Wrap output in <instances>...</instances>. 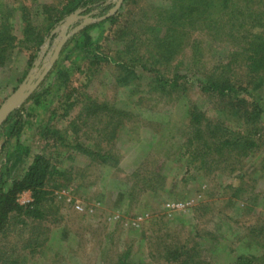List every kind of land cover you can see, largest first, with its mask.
<instances>
[{
    "label": "rangeland",
    "instance_id": "rangeland-1",
    "mask_svg": "<svg viewBox=\"0 0 264 264\" xmlns=\"http://www.w3.org/2000/svg\"><path fill=\"white\" fill-rule=\"evenodd\" d=\"M68 1L0 0V105L63 44ZM89 34L102 59L58 55L68 81L21 132L10 177L34 154L57 171L41 215L4 224L0 264H116L131 240L139 264H264V0H129Z\"/></svg>",
    "mask_w": 264,
    "mask_h": 264
},
{
    "label": "trees",
    "instance_id": "trees-1",
    "mask_svg": "<svg viewBox=\"0 0 264 264\" xmlns=\"http://www.w3.org/2000/svg\"><path fill=\"white\" fill-rule=\"evenodd\" d=\"M117 1L118 0H69L62 8V15L60 18L63 20L65 16L68 17L73 13H76V17L67 24L65 40L61 45L58 55L62 54L67 49L68 54L79 52L80 58L100 61L102 59L98 46L100 35L96 39L89 33L95 27H102L105 23L113 24L117 20L119 9L129 0H122L117 9L112 11ZM54 24L52 26H54ZM52 26L50 27L51 29H49L48 35L53 29ZM135 60L139 62V59ZM126 63V61H119L117 66L124 67ZM141 66L145 68L143 63H141ZM51 75L54 76L51 84L40 91L39 88L44 83V80ZM67 81V70L59 68L55 61L29 98L14 110L0 125V139L2 140L0 153H4L5 156V161L0 164V231L10 217L16 218V214L23 213L25 215L34 214L39 216L41 215L40 213H42L41 209L47 195V192L42 189L43 183L48 176L55 174L57 171L56 167L51 165L49 160L43 155L34 154L32 161L25 167L26 171L24 175L15 179L10 177V166L14 164V160L16 161L19 156L25 158L29 154L28 147L20 144L19 138L22 130L26 127L29 128L31 116L42 106H47L46 100L43 97V92H46L49 87H51L55 90V95L58 97L60 95V90H62ZM202 89L203 91L218 90L220 93L224 94L226 91H230L232 86L210 82L208 85L203 86ZM50 90L51 89H49V92ZM261 111L262 107L260 105L253 104V109L251 111L246 110L247 114H249L248 117H246L247 123L250 121L255 122V118L260 117ZM239 131H244V128H242V130L238 129V132ZM259 136L258 134L256 137L258 138ZM231 142L230 140L223 141L224 144H230ZM244 142L242 143L247 146L253 145L251 144L253 142L250 140H245ZM205 145L209 146L208 142H205ZM11 146L12 149L10 150ZM261 147L262 143L259 145V148ZM189 154L191 153L189 152ZM23 191L31 192L32 202L24 205L19 204L18 195ZM131 242L132 240L129 241L127 246L117 255L116 264H139L135 261L136 255L132 254L133 247L130 245ZM170 253L172 254L170 264H176L179 258L178 254L181 257L182 253L180 250H178V254L176 251ZM167 254L165 253L168 257ZM239 259L242 263L245 258L242 256Z\"/></svg>",
    "mask_w": 264,
    "mask_h": 264
},
{
    "label": "water",
    "instance_id": "water-1",
    "mask_svg": "<svg viewBox=\"0 0 264 264\" xmlns=\"http://www.w3.org/2000/svg\"><path fill=\"white\" fill-rule=\"evenodd\" d=\"M122 0H118L115 8L112 11H115L120 5ZM76 17V13H73L67 17L66 25L71 22ZM62 42L57 44L54 48L53 56L51 57L49 63L44 67L42 72L33 80L32 76L28 80L18 86L10 95H8L2 104L0 105V125L8 118V116L17 109L21 104H23L31 95L33 90L37 85L43 80L45 74L51 68L52 64L55 62L56 57L60 51Z\"/></svg>",
    "mask_w": 264,
    "mask_h": 264
},
{
    "label": "built area",
    "instance_id": "built-area-1",
    "mask_svg": "<svg viewBox=\"0 0 264 264\" xmlns=\"http://www.w3.org/2000/svg\"><path fill=\"white\" fill-rule=\"evenodd\" d=\"M19 202V201H18Z\"/></svg>",
    "mask_w": 264,
    "mask_h": 264
}]
</instances>
